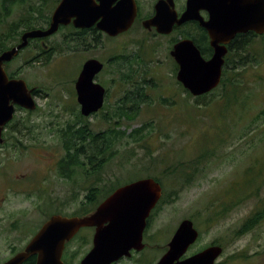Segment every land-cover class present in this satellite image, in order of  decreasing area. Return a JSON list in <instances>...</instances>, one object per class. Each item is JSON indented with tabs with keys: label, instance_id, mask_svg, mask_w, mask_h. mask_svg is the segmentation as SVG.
I'll use <instances>...</instances> for the list:
<instances>
[{
	"label": "rangeland",
	"instance_id": "obj_1",
	"mask_svg": "<svg viewBox=\"0 0 264 264\" xmlns=\"http://www.w3.org/2000/svg\"><path fill=\"white\" fill-rule=\"evenodd\" d=\"M39 3L40 0H29L27 5L15 6L0 25L2 32L7 24L27 16L29 5ZM54 7L43 6L40 15L35 13L36 23L45 27ZM63 33L66 31L53 36L50 43H59ZM117 43L103 38L98 48L84 53L81 42L76 52L66 51L46 64L26 66L23 62L34 52L32 43L5 67L7 73L14 72L29 87L36 88L39 96L35 101L38 106L35 115L26 120L32 124L31 131L24 136L15 132L20 116V111H16L2 135L5 141L0 145V262L7 255L8 243L26 245L53 210L58 209L67 216L81 214L80 202L63 192L59 175L46 171L51 165L50 158H40L39 162L37 155L41 152L35 147L49 146L45 152L55 151L65 156L64 140L68 139L67 144L70 140L64 129L75 130L76 125L87 127L91 135L101 133L97 143L103 150L100 155L101 150L94 153L103 162L97 188L104 195L97 202L100 203L111 190L137 179L154 176L161 180L162 201L145 233L150 242V257L146 262L155 264L179 222L189 219L199 238L185 255L191 256L216 245L223 249L216 264H264V220L249 232L235 235L245 218L256 210H264V116L260 113L264 109V39L258 36L251 40L248 59H255L253 64L228 72L224 82L203 100L183 90L176 80V71L171 73L172 66L165 59L164 50H159L154 57L157 56L164 66L162 64L161 73L154 72V76L159 75L157 77L164 85L150 87V103L155 106L142 105L141 112L139 108L128 117L117 116L111 120L75 119L68 114L79 111L71 94L85 57L106 60L113 55ZM150 66L153 68L152 64ZM150 66L145 68L148 70ZM111 72L112 64L108 63L105 75L110 78ZM154 81L158 82V79ZM113 92L110 88L109 93ZM171 99L176 101V106H157ZM209 101L207 106L199 105ZM135 109L133 106L131 111ZM61 112L67 115L59 118ZM174 112L177 115L170 119L169 114ZM135 130H141L142 138L132 136ZM111 131L114 135L112 146L107 145ZM59 133L63 135L59 136ZM91 168L87 164L82 168V202L86 201L91 184L96 182L87 179L86 173H93ZM39 171L51 174L41 186L57 182L55 195L16 194L2 187V184H8L27 190L38 183ZM183 178L189 180V184H185ZM14 216L21 217L20 238L16 242L15 232L5 226V220H13ZM79 237L80 234L66 247L77 257L89 249L88 245L78 242Z\"/></svg>",
	"mask_w": 264,
	"mask_h": 264
},
{
	"label": "water",
	"instance_id": "obj_2",
	"mask_svg": "<svg viewBox=\"0 0 264 264\" xmlns=\"http://www.w3.org/2000/svg\"><path fill=\"white\" fill-rule=\"evenodd\" d=\"M60 0L53 10L46 29H33L21 34L19 43L0 53V145L2 131L14 115L15 106L35 109L31 90L21 79H8L4 64L27 47L29 40L44 39L60 26L72 23L76 29L96 28L114 37L127 31L136 17L134 0ZM200 10L208 12L203 20ZM163 3L155 5V14L147 22L159 33H169L173 23L198 21L210 38L214 49L205 60L192 41L178 42L170 56L178 66L176 80L191 96L199 97L215 89L222 77L225 45L236 34L252 32L264 35V0H187L186 9L178 20L166 13ZM222 45V46H221ZM102 63L89 59L83 63L75 83L80 112L88 116L102 105L104 88L94 84V76ZM161 197V187L152 178L140 179L114 190L89 215L78 217L50 216L29 240L23 251L3 264H23L36 256L35 264H63L65 243L84 227H95L93 245L80 264H111L131 250H141L146 219ZM198 238L192 221H181L167 244L166 253L155 264H214L222 253L219 246H210L186 259L181 258Z\"/></svg>",
	"mask_w": 264,
	"mask_h": 264
},
{
	"label": "flooded vegetation",
	"instance_id": "obj_3",
	"mask_svg": "<svg viewBox=\"0 0 264 264\" xmlns=\"http://www.w3.org/2000/svg\"><path fill=\"white\" fill-rule=\"evenodd\" d=\"M59 1L57 2V4L59 3ZM117 1L119 0H116L113 3V5ZM134 1L136 4L137 12L132 25L127 31L120 33L114 37H109L105 33L99 31L95 25L90 28L76 29L73 27L72 23H70L66 26H60L57 32L51 35L50 37L44 39L29 40L28 46L34 43V52L33 55L28 60L23 62V64H25L26 66L41 62L43 63L42 61L43 59L39 57V54H41L42 51L51 53L52 55L49 61H52L54 58L57 57V55L66 52V46L69 44V42L79 39L80 36L82 37V51L84 53L91 52L96 48H98L97 46L101 43L103 38L118 42L115 46V51L113 55L108 57L106 60L99 57H91V56L85 57L84 62H86L89 59H95L100 63H102L103 65L102 70L97 75L94 76L93 83L103 87L105 92L101 107L96 112L91 113L88 116H83L80 112V106L77 103L76 93L74 90L73 93L71 94V96H73L72 101L75 104V106L77 105L79 111L78 113L75 114H71V113L68 114L77 120H81V121L91 120V119L111 120L114 117L117 118V116L128 117L129 115H132L134 111H138L139 108L141 112L142 105H146L149 108L155 106L156 104L150 103V98H149L150 87L164 85V81H160L159 80L160 78L157 77L159 75L154 76L155 75L154 72H156L157 74L161 73L160 69L163 64L162 61L161 62L158 61L157 56L154 57V55H156L157 51L159 50H164L165 52L164 57L166 60H168V63H170V65L172 66L171 73H174L175 71L177 72L178 66L174 61V59L170 56V52L173 50L174 46L182 40L192 41L195 47L200 51L201 56L205 60L210 59L213 55L214 49L210 44V38L206 30L200 26L198 21H188L180 25H178L175 22L173 23L169 33H159L156 27L151 25L146 26L147 22L155 14L156 4L163 3V6L167 11L166 13H168L169 15L175 14L176 16L175 20H178L186 9L187 0H134ZM57 4L55 5V7L57 6ZM51 14L49 15V19H46L45 21L46 26L43 29H46L48 27L50 23ZM199 14L203 20L205 21L208 20L209 15L206 10H200ZM62 31H66V34L63 33L61 41L59 43H57L56 45H52L50 43V39L53 36L61 33ZM253 37L254 34L252 32H247L244 34H236L234 38L231 39L230 42L225 45L226 54L223 57L224 60V63L222 65L223 73L224 71L230 72L232 67L237 66V64L241 61V57L239 55L241 54L240 47L242 46V41L245 40L246 38L252 39ZM124 38H127V40L125 41ZM63 47L64 50L61 51V48ZM67 50L69 49L67 48ZM76 51L77 48H74L72 50V52H76ZM20 52L18 55H20ZM12 61L4 64V70L5 67ZM108 63L112 64V72L110 78H108L107 75H105V67ZM151 64L153 65V68L150 66ZM147 65L150 66L148 70L145 68V66ZM5 72L8 79H21L18 76L14 75V72L7 73L6 70ZM156 78L158 79V82L154 81ZM75 83L76 80L73 82L74 88H75ZM27 88L31 90V95L35 102L39 96V91L35 90L36 88L29 87L28 85ZM110 88L113 89L114 91L112 94L109 93ZM164 88H169V87H164ZM133 101H136L137 103L134 104ZM168 105L176 106V101L171 99L169 102H165L164 105H157V106L162 107ZM133 106H135L136 109L131 111L133 109ZM37 108L38 106L36 105L35 102V109L37 110ZM34 110H27L19 106H15V112L20 111V116L17 117L16 130H15L16 133H20L21 135H23V134H28L29 131H31L32 124L26 123V120L30 119L32 116L35 115ZM66 115H67L66 113L61 112L59 114V118H64ZM176 115H177L176 112L170 113L169 114L170 119H172V117ZM55 117H58V115H55ZM10 124L11 121L4 126L3 132L5 131V128H8L10 126ZM75 127H76L75 130L74 129L71 130V128L69 130L67 128L64 129L65 131L63 130L65 136L70 137L71 133L74 134V139L76 140V143L73 144H71L70 142L69 144H67V140H68L67 138H66L67 140L66 139L64 140V149L66 150L65 156H61L55 151H53V153L45 152V149L49 148V146L36 145L35 147H38V151L41 152V154L37 155L38 161L40 158L43 160H48L50 158V160L48 161H50L49 163H51V165L46 167V171H51L57 176L59 175L58 182L64 186L62 188L63 192L66 193V195H69L71 198L78 200L80 202L78 204L79 207L78 209L81 212L79 217H82L91 214L96 209L95 207L91 212L82 215V150L88 149L91 152H95V150L98 149L101 150L98 154L100 155L103 148L100 147L99 144L97 143L98 139L101 138L100 136L101 133L91 135L87 127H82V126L77 127L76 125ZM82 131L84 132L86 131L88 133V134L86 133L87 137L84 141L85 144L83 145H82ZM111 133L112 134L110 135L111 136L110 144L107 142V145L109 144L110 146L114 144V140H113L114 135L112 131ZM60 135H63V133H59V136ZM2 138L3 141H5L4 136ZM106 147L107 146H105V148ZM43 152H45L46 155H43ZM76 152L78 153L77 155L75 154ZM96 156L95 158H97ZM70 158H72V160H70ZM83 163L90 165L92 167L91 171H93V173L90 174L87 172L86 173L87 179L92 180L93 182L96 181L94 183L92 182L93 184H91L92 186L88 189V192L85 196V200L86 197L90 194L92 195V198L94 200H99L100 197L104 195L101 194L102 192H100V190L97 188V185H99L100 183V180L98 179V175H99V169L102 167V163H103L102 159L100 160L97 158L96 161H88V162L83 161ZM38 175H39L38 183L36 185L30 186L31 188L27 190H24L22 188L18 189L8 184H2V187H6V190H8V192H15L16 194L24 193L28 195L29 192H39L42 195L48 193L51 196L52 193L55 195V185L57 184V182L49 183L46 187L41 186V184L47 182L51 174L48 175L44 171L42 172L39 171ZM21 177H23V175ZM183 180H186V178H183ZM185 184H189V180L188 181L186 180ZM160 187H161L160 200L158 201L154 209H152V211L150 212L149 217L146 220V227L144 228V231L142 233L143 248L139 251L131 250L129 256H122L111 264H150L151 263V261L146 262V260H148L147 259L148 256L150 257L149 255L150 242H147L145 233L147 232V229L150 226L151 217L153 216V214L155 213L159 204L162 201L163 187L161 185ZM112 192L113 190H111L106 197H108ZM106 197H104V199ZM0 199H2V197ZM53 211L54 213L52 215H61L64 217L77 216V215H69V216L64 215L58 209ZM20 223H21V217L15 218L14 216L13 220L11 219L5 220L6 228L10 226L8 230L13 233L15 232V236H14L15 242L20 238V231H19ZM5 232H7V229L5 230ZM94 232H95V227L81 228L69 242L65 243V247L61 256L62 263L80 264V262L85 258L87 253L92 248ZM17 234H19V237L17 236ZM79 234L80 237L78 242L89 246L88 251L82 254L81 257L74 256L70 252V250L69 251L66 250L67 245L73 242ZM167 244L164 253H166L168 249ZM26 245L17 246L16 243L15 244L8 243L7 255L2 259L3 261H1L0 264L5 263L6 261L13 258L17 253L23 251ZM188 256L189 255H185L181 259H185ZM27 260H37V257L31 256Z\"/></svg>",
	"mask_w": 264,
	"mask_h": 264
},
{
	"label": "trees",
	"instance_id": "obj_4",
	"mask_svg": "<svg viewBox=\"0 0 264 264\" xmlns=\"http://www.w3.org/2000/svg\"><path fill=\"white\" fill-rule=\"evenodd\" d=\"M58 1L59 0H40L39 5H33V6L29 5V10H28L27 16L20 18L16 22H12V23L7 24L5 31L2 32V29L0 27V53L11 48L15 44H17L19 42L18 37L23 32L28 31V30H33V29L44 28L42 25H39L36 23L38 21V19L33 15L35 13H38L40 15V13L43 10V6L53 7L57 4ZM28 2H29V0H0V25L4 24L3 23L4 20L10 16L12 9L15 6H18V5L24 6V5H27ZM47 19H49V18H47ZM44 26H46V24ZM254 37H255V35H254ZM260 37L264 39V35H262ZM81 42H82L81 36L79 39H76V40H73L72 42H69V44L66 46V51H72L74 48L81 47L80 45H78ZM250 44H251V39L246 38L245 40L242 41V46H241L242 48L240 47L241 54L239 55L241 57V61L237 64L236 67H232L230 71H234L235 70L234 68L238 69L240 67L245 69L247 66H251L253 64L255 59L252 61H250L248 59V57L250 55V52H249ZM67 48L69 50H67ZM244 52H245V54L243 55L242 53H244ZM51 55H52L51 53H47V52L42 51L41 54H39V57L41 59H43L42 60L43 63L46 64L51 59ZM227 73H228V71H224L221 84L224 82V80H225L224 76H226ZM236 73H238V72H236ZM207 95H211V94H207ZM207 95L202 96L198 100H203V98H205ZM133 103L136 104L137 102L133 101ZM209 103H210V101L209 102H202V104H199V105L207 106V105H209ZM260 113L262 116H264V109ZM151 128H152V126L150 125V129ZM140 132H141V130H139V131L135 130L134 134L132 136L136 135L140 139V138H142V134ZM86 133H87L86 131L85 132L82 131V145L85 144L84 141L87 137ZM69 140H70L71 144L76 143V140L74 139V134H72V133L70 134ZM108 143L110 144V141H108ZM75 154L77 155L78 153L76 152ZM71 155H73V154H71ZM95 156H96V154L94 152H90L88 149L82 150V168L84 167L83 161H85V160L86 161H96L97 158H95ZM76 158H77V156H76ZM188 169H192V168H188ZM170 173H172V172H170ZM151 178H153L155 181L159 182L163 186L160 179H158L154 176H152ZM194 180H195V178L193 179V181ZM98 203L99 202H97L96 200H94L92 198L91 194L88 195L86 197V201L82 202V215H85V214L91 212L95 208L96 204H98ZM77 216H80V214H77ZM263 220H264V210H256L255 212H252L249 217H247L243 220L239 229L235 232V235L238 236V235L245 234V233L249 232L251 229H253L258 223L262 222ZM24 264H35V260H27Z\"/></svg>",
	"mask_w": 264,
	"mask_h": 264
}]
</instances>
